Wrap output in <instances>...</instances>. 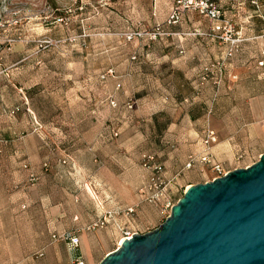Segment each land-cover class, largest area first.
Instances as JSON below:
<instances>
[{"label": "rangeland", "instance_id": "1", "mask_svg": "<svg viewBox=\"0 0 264 264\" xmlns=\"http://www.w3.org/2000/svg\"><path fill=\"white\" fill-rule=\"evenodd\" d=\"M217 2L230 31L203 25L204 31L217 34L226 49H264V0ZM170 8V0H0V49H39L33 64L40 76L36 62H44L49 93L36 95L35 102L37 114L50 120L43 137L27 118L23 123L16 115L20 108L10 106L17 88L3 86L7 78H0V127L12 131L11 138L0 135V264H39L46 253L48 264H75L82 246L62 238L68 233L88 236L91 245L82 259L97 264L117 248L123 229L144 233L158 227L170 214L166 206L177 203L189 181L211 178L207 166L193 168V178L184 165L169 174L171 159L160 156L142 132L151 115L145 111L155 108L129 106L139 98L144 65L152 74L155 64L169 60L163 50L183 40L165 22ZM193 24L186 15L176 25L187 37L198 31ZM261 60L264 51L258 61L264 67ZM14 67L3 66L8 74ZM232 72L227 68L223 84L213 85L232 90ZM221 105L232 108L230 102ZM145 153L165 163L167 191L158 204L142 192L152 176L143 164ZM256 157L237 155L226 168ZM104 216L109 229H89ZM110 221L120 225L116 233Z\"/></svg>", "mask_w": 264, "mask_h": 264}, {"label": "crops", "instance_id": "2", "mask_svg": "<svg viewBox=\"0 0 264 264\" xmlns=\"http://www.w3.org/2000/svg\"><path fill=\"white\" fill-rule=\"evenodd\" d=\"M170 2L171 8L167 18L173 8V0ZM186 15L191 19V23H194V29L198 31L182 37V33L177 29V23H168L170 27L175 28L171 31L172 35L179 36L183 40L180 44L175 43V47H172L175 49L163 50L169 53V60L155 64L152 74L147 73L148 67L144 65L137 83L140 90L137 95L139 98L133 100L130 108L136 105L145 110L152 105L155 108L152 113L145 111V114L151 115L146 117L147 122L143 123L146 129H142V132L147 135L152 148L159 151L160 156L162 154L163 156L165 154L166 158L169 156L171 168L168 173L171 175L179 171L192 152L202 150L203 135L207 127L214 130L217 135V141L211 148L217 162L228 167L235 163L237 155H245L248 159L249 156L254 157L257 153L255 160L238 167L251 165L264 153V73H260L264 67L258 65L264 49H239L229 59L228 69L237 76L236 79H230L229 85L232 90L227 91L224 86L217 89L210 77L204 78L205 68L225 56L227 45H220L222 44L220 41V44L218 43L217 34L204 31L203 25L213 29L211 19L197 11H188L182 20ZM165 22H168V19ZM38 51L39 49H0V78L8 79H5L3 86L14 84L17 88L14 92L17 93L18 99L16 103L11 102V109L20 108L16 113L17 117L23 123L27 118L29 123L35 126L36 133L43 137L50 133V120L48 117L44 119L43 112L42 116L37 114L39 107L36 105L35 96L40 94L42 97L44 95L47 97L49 86L46 78L48 74H44V62H36L41 64L40 76L37 71L39 67L33 64L34 54ZM8 65H15L9 74L3 68ZM1 84L2 82H0V95L3 90ZM44 102H47V98L41 105L43 108ZM221 102L232 103V108L223 109ZM10 132L12 131H7L4 125L0 127V135L4 138H11ZM209 168L207 166L206 174H211V178H214L216 173ZM235 168L232 166L226 170ZM195 170L187 169L186 176L195 177ZM210 179L191 180L185 188ZM172 180L176 182L179 180L177 174ZM106 192L107 195H111L110 190ZM110 225L114 233L120 226L113 221H110ZM108 227L106 225L103 228L107 230ZM125 231L136 232L123 229V236L120 239L127 236ZM77 235L82 246L77 255L83 258L87 254L85 248L91 245V241L84 233ZM119 243L120 240L118 246ZM48 260L49 253H46L45 257L35 262L48 264Z\"/></svg>", "mask_w": 264, "mask_h": 264}, {"label": "water", "instance_id": "3", "mask_svg": "<svg viewBox=\"0 0 264 264\" xmlns=\"http://www.w3.org/2000/svg\"><path fill=\"white\" fill-rule=\"evenodd\" d=\"M97 264H264V153L191 184L164 222L126 236Z\"/></svg>", "mask_w": 264, "mask_h": 264}, {"label": "built area", "instance_id": "4", "mask_svg": "<svg viewBox=\"0 0 264 264\" xmlns=\"http://www.w3.org/2000/svg\"><path fill=\"white\" fill-rule=\"evenodd\" d=\"M188 11H197L201 15L211 19L213 21V30L215 32H224L225 30L230 31L228 29L230 24L225 18L224 11L217 0H173V8L169 14L168 23L176 24L180 22L182 17ZM221 37H224V35H221ZM225 39H228V37ZM232 44H234V41H232ZM238 50L239 49H227L226 54L222 59L215 63L209 64L205 68L204 78L208 79L212 75L211 78L213 79V83L217 86H221L224 82L225 71L229 66L228 61L238 52ZM259 64L264 65V60H261ZM129 106L132 107V103ZM215 141H217V135L215 131L210 127H207L203 135L202 150L192 152L188 156L183 170L201 167L204 171L205 166H208L213 172L216 173V176L225 174L228 171L226 170L225 165L221 162H217L212 154L211 148ZM143 164L146 168L152 171V176L149 180V184L142 188V192H146V195H151L149 196L151 203L158 204L159 201L163 199L167 191L164 176L165 165L164 163L159 162L156 159L155 154L152 153H145L143 155ZM171 207L172 205L168 204L166 209H171ZM130 212H133L132 208H130ZM108 217L109 216H104L102 219L92 222L89 226V229L105 227L109 223ZM125 233L130 237L134 232L125 231ZM54 237L56 236L54 235ZM62 238L69 239L70 242L75 246L79 245L80 238L76 234L68 233L67 235L62 236ZM76 264H86V262L82 259V257L78 256L76 259Z\"/></svg>", "mask_w": 264, "mask_h": 264}, {"label": "bare ground", "instance_id": "5", "mask_svg": "<svg viewBox=\"0 0 264 264\" xmlns=\"http://www.w3.org/2000/svg\"><path fill=\"white\" fill-rule=\"evenodd\" d=\"M123 240H124V238L120 239V243H121ZM120 243H119V244H120Z\"/></svg>", "mask_w": 264, "mask_h": 264}]
</instances>
